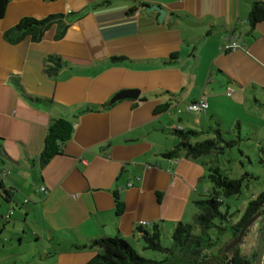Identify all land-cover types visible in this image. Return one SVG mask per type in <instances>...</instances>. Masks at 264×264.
Instances as JSON below:
<instances>
[{
	"label": "crops",
	"instance_id": "crops-1",
	"mask_svg": "<svg viewBox=\"0 0 264 264\" xmlns=\"http://www.w3.org/2000/svg\"><path fill=\"white\" fill-rule=\"evenodd\" d=\"M254 1L9 3L0 18V163L10 173L0 180L14 194L4 197L0 187V245L13 239L4 233L17 216L13 227L23 230L19 245L30 230L36 241L48 240V246L39 253H1V258L14 256L6 264H84L98 250L77 246L92 238L121 235L141 245L143 220L146 228L162 223L169 232L178 221L193 220L194 199L212 190L213 183L200 160L165 155L178 144L173 132L178 121L193 115L186 107L184 117L175 115L173 100L153 93L165 83L166 71V82L180 79L183 89L192 87L194 93L184 99L205 97L207 114L211 110L214 118L219 112L215 96L227 84L229 94L264 95V20L254 27L248 21ZM151 4L167 9L163 22L157 10L146 11ZM53 13L66 14L70 23L62 38H55L54 25L37 42L31 36L18 43L5 39L4 32L22 16ZM228 40L237 42L235 49L223 47ZM52 53L68 65L49 77L45 63ZM113 56L123 58L115 61ZM120 70L127 76H118ZM155 77L161 86L152 87ZM123 88L140 89L139 98L109 105ZM167 102L168 110H155ZM59 117L73 123V135L43 164L48 127ZM199 126L203 129L205 122ZM115 195L125 203L120 215ZM10 210L14 213L6 221Z\"/></svg>",
	"mask_w": 264,
	"mask_h": 264
},
{
	"label": "trees",
	"instance_id": "trees-1",
	"mask_svg": "<svg viewBox=\"0 0 264 264\" xmlns=\"http://www.w3.org/2000/svg\"><path fill=\"white\" fill-rule=\"evenodd\" d=\"M10 1L0 0V18L6 15ZM263 20L264 0H255L248 15V21L254 27ZM54 25H56L55 38H62L70 25L66 14L53 13L42 18L24 15L4 32V36L11 43H18L26 36H31L33 41L37 42ZM122 58V56L112 57L115 61ZM67 65L68 61L62 55L52 53L46 58L45 71L49 77H54ZM170 105L168 102L160 104L155 110L166 111ZM215 122L216 126H208L209 131L206 129L207 126H203L201 130L191 127L173 129L178 144L165 155L200 160L206 167L207 176L211 179L213 188L194 199L196 213L192 222L178 221L170 232L162 223H155L151 228L140 224L138 230L145 248L162 252L164 258L157 260L142 255L121 235L101 236L77 246L78 249L98 250L97 254L84 264H255L257 251L264 241V190L250 199L243 211L232 209L227 199L239 195L243 190L244 176H253V173L247 172L239 178L230 177L221 168L218 161L219 155L225 153L228 148L238 145L240 141L226 137L227 131L216 116ZM73 131L74 126L69 119L64 117L52 119L41 153L43 164H47L62 151L65 143L71 139ZM203 133H213L214 137L198 139ZM0 187L5 193L4 197L13 196L14 190L9 191L1 180ZM115 198L118 215H120L125 209V203L118 195H115ZM13 211L10 210L6 214V221H9ZM239 212L240 214L235 218ZM257 214H260L259 218L261 217L257 234L260 245L252 258L244 253L230 255L232 251L227 254L226 245L238 236L243 225Z\"/></svg>",
	"mask_w": 264,
	"mask_h": 264
},
{
	"label": "rangeland",
	"instance_id": "rangeland-1",
	"mask_svg": "<svg viewBox=\"0 0 264 264\" xmlns=\"http://www.w3.org/2000/svg\"><path fill=\"white\" fill-rule=\"evenodd\" d=\"M181 70H184V67ZM118 76L126 77L127 75L126 72L120 70L118 71ZM166 76L167 74L165 71L163 75L165 83L163 86L160 85L159 78L157 77H155L154 80L152 79V83H150L148 79H145L144 81L154 84L152 87L155 85L161 86L159 90L155 91L157 94L155 92L153 94H155V96L162 94L161 96H165L166 98L173 100L174 107L172 109L174 114L184 117L185 113H180L179 109L181 108L185 110V107H187L191 101L186 100L183 97H191L194 91L192 90V87L189 88L187 85H185L183 89L180 84V79L166 82ZM169 77L172 76L169 75ZM184 80L187 81V78ZM229 88H231V86L227 84V86L220 93V96H215L217 101H219V104L216 106L219 112L216 113L218 114L217 118L221 120L222 127L225 131H227L226 137L237 139L240 143L228 148L225 153L220 154L218 161L221 168L226 171L230 177L239 178L247 172L253 173V176H244L242 192L237 196L227 199V202L231 203L233 210L240 209V211H243L250 199L264 190V95L260 93L258 96H254L253 92L249 94V96L246 95L247 92L245 93V96H243V93L241 92L229 94L227 91ZM149 95H151V93ZM177 99H179L178 103L176 102ZM187 101L188 103H186ZM190 114L193 115L192 120L184 118L183 120L178 121L180 127L190 126L195 127V129H201L202 126H199L201 121L205 122L207 131H209L208 126H216L215 118L211 116V110L209 114L206 115H199L197 112H190ZM211 137H214L213 133H203L200 137H198V139ZM239 214L240 212L236 214L235 218ZM4 216H6V214H4ZM15 218L17 219L18 217L12 216L10 219L12 221L9 220L11 224H8L4 233V236H12L13 239L8 240V242L5 243L7 244L5 247L0 245V255L1 253L20 251H25L27 253L33 251L34 253H39L45 247L44 245L48 246V240L41 239L40 242L36 241L32 235V231L30 230H28V233L25 235L24 243L19 245L17 237H19L18 234H23V230L19 231V229H15V227H13ZM3 219L1 218L0 223L4 221ZM190 221L192 222L193 220L191 219L189 222ZM260 223L261 217L258 218L250 228V233L242 238L238 247H236L233 252L228 253H230V255L244 253L248 257L252 258L253 253L260 245V238L257 236ZM127 241L133 244L139 253L148 258L157 260L164 258V254L162 252L145 248V243L138 245L137 242H133L132 240ZM68 246H70L69 243ZM54 247L55 246L53 244L51 248ZM1 257L2 256H0V264H6V262L10 261V258H14V256L11 255H4L3 258Z\"/></svg>",
	"mask_w": 264,
	"mask_h": 264
},
{
	"label": "water",
	"instance_id": "water-1",
	"mask_svg": "<svg viewBox=\"0 0 264 264\" xmlns=\"http://www.w3.org/2000/svg\"><path fill=\"white\" fill-rule=\"evenodd\" d=\"M152 10H157L159 12V21L163 22L165 15L167 14V9L161 4H151L146 6V11L149 13ZM140 94V89L138 88H123L116 92L109 101V105L114 104L115 102L123 99H138ZM260 214L250 218L242 227L238 236H236L228 245L225 247V252H231L239 243L242 241V238L246 232V229L251 227L253 223L259 218ZM264 263V241L260 248L257 251L255 257V264Z\"/></svg>",
	"mask_w": 264,
	"mask_h": 264
},
{
	"label": "built area",
	"instance_id": "built-area-1",
	"mask_svg": "<svg viewBox=\"0 0 264 264\" xmlns=\"http://www.w3.org/2000/svg\"><path fill=\"white\" fill-rule=\"evenodd\" d=\"M237 46V42H230L228 40V42L225 43V45L223 47H225V49L228 48H236ZM209 109V102L205 97H202L199 100H195L190 102L187 107L186 110L190 111V112H197L198 114H207ZM183 111V109H179V112L181 113ZM10 173V170L3 167L0 163V178H4L7 177L8 174ZM42 192L43 193H48V189L46 188V186H42ZM147 222L146 221H141L140 224L141 225H145Z\"/></svg>",
	"mask_w": 264,
	"mask_h": 264
},
{
	"label": "flooded vegetation",
	"instance_id": "flooded-vegetation-1",
	"mask_svg": "<svg viewBox=\"0 0 264 264\" xmlns=\"http://www.w3.org/2000/svg\"><path fill=\"white\" fill-rule=\"evenodd\" d=\"M256 221H257V220H256ZM256 221H255V222H256ZM255 222H254V223H255ZM254 223H253V224H254ZM252 226H253V225H252ZM252 226H251V227H252ZM251 227H249V228L246 229V232H245L244 236H247L248 233H250L249 231H250V228H251ZM244 236H243V237H244ZM236 247H238V246H236ZM236 247H235L234 249H236ZM234 249L232 250V252L234 251Z\"/></svg>",
	"mask_w": 264,
	"mask_h": 264
}]
</instances>
